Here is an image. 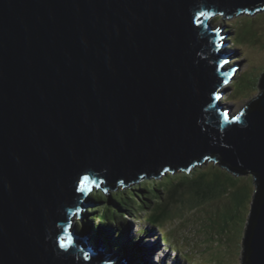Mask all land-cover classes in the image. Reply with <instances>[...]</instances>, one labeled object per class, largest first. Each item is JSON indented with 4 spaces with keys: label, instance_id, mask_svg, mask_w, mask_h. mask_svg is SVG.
I'll list each match as a JSON object with an SVG mask.
<instances>
[{
    "label": "water",
    "instance_id": "95a60500",
    "mask_svg": "<svg viewBox=\"0 0 264 264\" xmlns=\"http://www.w3.org/2000/svg\"><path fill=\"white\" fill-rule=\"evenodd\" d=\"M260 9L264 0H0V264L119 261L100 243L84 259L87 237L60 247L83 176L116 189L208 157L254 175L242 263L264 264V92L242 115L223 112L225 28L207 26Z\"/></svg>",
    "mask_w": 264,
    "mask_h": 264
},
{
    "label": "rangeland",
    "instance_id": "374dc122",
    "mask_svg": "<svg viewBox=\"0 0 264 264\" xmlns=\"http://www.w3.org/2000/svg\"><path fill=\"white\" fill-rule=\"evenodd\" d=\"M245 13H241L238 15L235 14L236 16L234 15L230 18H224L223 14H218L211 17L207 23L209 29L210 26L216 25L218 27H226L224 35L225 40L227 41V43H229L227 50L232 53V60L230 61L228 67L226 66V68H228V70H235L236 77L234 78V80H239V82L236 81L231 85L230 88L226 89V99L224 98L222 100L223 103H225L226 101L228 105H231L233 107L232 113L244 109V107H246L245 105L252 102L254 99H257V97H259L264 92V90H261L260 88V82L264 75V9H260L253 14ZM218 19L221 21H219ZM229 28L232 29L231 31L233 32H229ZM247 32L249 33L244 38L245 45H242L240 49L234 47L235 44L233 45L231 44V42H229L231 41V37H234L235 41H239L240 35ZM260 77L261 79L259 80ZM255 80L258 81L255 83ZM221 91L225 92V89L222 88ZM219 101L221 102V98ZM222 102L221 104H223ZM224 109L227 108L224 107ZM213 163L217 165L216 167H219L218 163L215 161L212 163L203 162L202 164H198V166L194 170L192 169L193 171L191 170L192 172H190V174H192L190 176H194L196 174L195 177H204V180L202 179L200 182L197 181L198 186H204L206 184L209 185V183H213L215 182V180L218 182L217 185L220 187V190H222L225 185H228V189L231 188V191H234L235 188L238 189L240 186H243L248 199L244 198L243 200L239 201L237 199L238 196H235L236 194L230 191H227V194H231L230 197L226 196L227 194H223L222 192H218L216 194L211 192L210 194L212 195L210 196L202 193L199 194L198 192V195L195 193L192 194V192H186L184 195H181V197H177L176 193L178 184L182 183V181L186 178L182 180L178 179L182 176V174H179L178 172L168 171L162 176V179H159L163 183L169 180L168 177H174L173 179H170L166 184H163V186L167 187L168 189L162 196L163 198L164 196L166 198V200L164 199V201H169V203H165L162 209V213L164 215L163 220L170 228L173 227L175 230H177L176 232L178 233L180 238L185 241V243H189L188 245L190 247L192 245L193 247L197 248L195 254H197L199 257L193 255L194 258H192L189 256L188 251L186 253V256H189L190 260H192L194 264H206V262L209 263L211 260L217 261L218 264H243L242 259L244 251V240L242 238L244 236V223L251 215V201L253 202L252 198H250L251 193L254 197L257 192L253 191L255 189L254 175H252L251 173L245 175H237L232 172L235 175L232 176L228 171L222 170L221 168H217L216 171ZM232 179H235L237 184L232 185V183L234 182ZM190 181L192 182V180ZM136 185H138V183L130 184L128 186L129 189L119 188L117 191H115V194H117L119 197H124L125 195H127L125 193H128L129 190ZM232 196H234V206L237 209L239 208V212H237L235 209L229 210L224 207L222 209V213L217 215L219 219L215 220L216 211H207L204 213L201 210L203 207L210 204L214 205L216 202V198L219 197H222L221 204H224L226 206L228 204V201H231ZM199 197H203L205 201L201 200ZM95 202L96 205H94V207L90 208L89 210L94 211L98 210L99 208V210L104 211V213L107 214V220L114 219L115 221L116 214H118L117 216H120V220H124L125 218L121 217H123V214L128 213V211L122 210V214H120L118 211L113 210L114 208L108 207V204L112 206V204L109 203L108 200L105 202ZM215 210H217V208H215ZM92 213L95 214V216H89V214L85 211L84 222L97 217L98 213ZM77 219L78 217L74 219L75 223L77 222ZM127 221L129 222L128 227L130 229L128 232L130 238L127 244L130 243V241L133 244L136 243V245H133L131 243L130 244L132 246L141 248V252H143V254H146L147 256L149 253L148 248H153L152 252H150L149 254V256H151V263L148 262L147 259L146 263L166 264L167 260H171L168 258L172 257L173 264H185L180 260H186L184 254L181 251L177 250L178 248L174 247L175 245L172 246L173 244L170 243L171 240L168 238V235V237L164 236L166 240L164 244L159 243L160 233L157 231V229L156 231L152 229L149 230L151 226L145 222H149L151 224L154 222L150 211H141L140 215L137 216V218L132 215V218H127ZM212 222H217L218 228L212 227ZM80 226H82L81 223ZM145 230H149V233L146 234ZM90 234L91 233H89V235ZM140 234L141 236H149V240L153 241V243L150 245L147 244L146 240H144L143 238H139L138 235ZM155 243L156 245L152 246ZM208 243L209 247H206ZM203 245L205 246L204 249H206L207 252H211L210 254L205 255V252L202 250ZM95 247L97 246L95 245ZM169 247H171L174 254L169 252ZM157 248L159 249L156 250ZM154 249L156 250V252H154ZM162 251H166L164 254H167V258H164ZM201 251H203L204 253ZM125 260L127 262V259ZM115 264H119V262L117 261L115 262Z\"/></svg>",
    "mask_w": 264,
    "mask_h": 264
},
{
    "label": "trees",
    "instance_id": "16d2710c",
    "mask_svg": "<svg viewBox=\"0 0 264 264\" xmlns=\"http://www.w3.org/2000/svg\"><path fill=\"white\" fill-rule=\"evenodd\" d=\"M228 30H229V32H233V31H231L232 29H230V28ZM248 33L249 32H247L245 34H241L239 41H235L234 40L235 38L231 37L230 40H232V42L235 44L234 47H237V48L240 49L242 47V45H245V39L244 38L246 37V35ZM260 79H261V77L259 78V80ZM236 81L239 82V80H235V82ZM257 81L255 80V83ZM235 82H233V84ZM247 106H249V104H247ZM213 166H215V170L216 171H217V168H221L222 170L228 171L232 176H235L231 171H229V170L225 169L223 166H221L220 163H218L219 167H216L217 165H215L214 163H213ZM179 174H182V176L180 178H178V179H181V180L184 179V178H186V179H184L182 181V183L178 184L177 193L175 192L177 197L178 196L181 197V195H184L186 192L187 193L188 192H192V194L193 193L197 194V192H198L199 194L202 193V194L210 196V195H212V194H210L211 192H213L214 194H216L218 192H222L223 194H227V191H230L232 193L234 192L236 194L235 196H238L237 199L239 201L243 200L244 198L248 199V197H247V195H246V193L244 191V187L243 186H240L238 189L235 188L234 191H231V188L228 189L229 186L225 185L224 188H222V190H220V187L217 185L218 182L216 180L213 183H209V185L206 184L204 186H201V185L198 186V182H200L202 179L204 180V177H201V178L195 177L196 174L194 176H190L192 173L190 174V173H186V172H179ZM173 178H174L173 176L168 177L169 180L173 179ZM187 179H189V180H187ZM169 180H167V181L162 183L161 180L147 179L146 181L141 182V184L139 183L138 185H136L133 188H131L128 193H125L127 195H125L124 197H119L117 194H115V191H113L112 194H110V195H107L104 192H100V193L94 194L93 199L95 201H104V202L108 200V202L111 203L112 206H109V204L107 206L108 207H113L114 208L113 210H116V211H122V210L128 211V213L124 214L123 217H121V218H125L126 216L127 217H131L132 215L135 218H137V216L140 215L141 211H145V210L150 211L151 212V216L153 217V221H154L152 224L150 223V226L159 227L163 231L165 236L171 235L170 236L171 239L167 236L171 240L170 243L173 244L172 246L175 245L174 247L178 248L177 250L181 251L184 254L186 259H188L189 256L194 258L193 255H195L196 257H199L197 254H195L197 248L193 247L190 244L191 247L193 248L192 249L188 244H185V243L181 242L182 239L180 238V236L176 232L177 230H175L173 227L170 228L163 220L164 215L162 213V209H163V207H164L166 202L169 203V201H164V199L166 200V198H165V196H164V198L162 196L163 194L166 193V191L168 189L167 187H164L163 184H166ZM190 180H192V182ZM232 180L234 181L232 183V185L237 184L235 179H232ZM186 181L188 182V184H187ZM157 184H159V185H157ZM254 186L256 188L255 184H254ZM253 191H255V189ZM230 195L231 194L229 193L226 196L230 197ZM195 197H197V196H195ZM254 197H253V194L251 193V197L250 198H252V200H253ZM199 198L201 200L205 201V199H203V197H199ZM219 198H216V202H215L214 205L210 204L208 206L203 207L201 210L204 213L207 212V211H211V212H215L216 211L215 220L219 219V217L217 215L222 213V209L224 207H226V209H229V210L235 209L237 212L240 211L239 208L237 209L234 206L235 205L234 204V196L231 197V201L229 200L228 204L226 206L224 204H221L222 203V201H221L222 197L220 199ZM251 203H252V201H251ZM116 207L119 210H117ZM215 208H217V210H215ZM92 212L98 213L97 217L96 218H92L89 221H87L86 224H83V227L89 225L90 222L94 224L96 221H98V224H99V226L101 228H103L105 230L107 229L106 230L107 233H105V235H108V236L117 235V232H118V231L116 232V230H117L116 228L117 227H119V229H121V230L126 231L127 226L125 224H127V220H125V219L124 220L123 219L120 220V216H117L118 214H116V220L114 221V219L113 220H110V219L107 220V214L104 213V211L99 210V208H98V210H94V211L91 210L89 212L90 213L89 216H93L94 215ZM119 213L121 214L122 212H119ZM225 221H226V218H225ZM122 222H126V223H124L122 225ZM248 223H249V218L244 223V232H245L246 228L249 225ZM211 226L214 227V228H218L217 222H212ZM108 228H110V229H108ZM122 236H125V235L122 234ZM111 242H113V240ZM114 244H115V247L120 248V245L117 242H114ZM128 244H129L128 246L131 247V244L130 243H128ZM206 247H209V243L206 245ZM204 248H205V246L203 245L202 250L205 252V255L211 253V252H207L206 249H204ZM187 251L189 253V256H186ZM203 251H201V252H203ZM119 252L124 254L123 250H121ZM190 257H189V259H190ZM143 258L144 257H142L140 259L143 260ZM244 259H245V257H244ZM209 261H210V259H209ZM134 262H135V264H140V260H138L137 258L134 259ZM206 264H218V262L215 261V260L214 261L211 260L209 263L206 262Z\"/></svg>",
    "mask_w": 264,
    "mask_h": 264
},
{
    "label": "clouds",
    "instance_id": "9594fccd",
    "mask_svg": "<svg viewBox=\"0 0 264 264\" xmlns=\"http://www.w3.org/2000/svg\"><path fill=\"white\" fill-rule=\"evenodd\" d=\"M246 14V13H245ZM242 15H244V14H242ZM219 20V19H218ZM219 21H221V20H219ZM226 28V27H225ZM235 82V81H234ZM222 89V88H221ZM226 92H227V90H226ZM261 96V95H260ZM259 96V97H260ZM259 97H257V99L259 98ZM256 99H254L253 101H255ZM252 101V102H253ZM251 103V102H250ZM250 103H248V104H250ZM245 106H247V105H245ZM244 109H246V107H244ZM244 109H241V111L243 112V110ZM239 112V111H238ZM235 113H237V112H235ZM195 168H193V170H194ZM192 170V171H193ZM157 179V178H156ZM160 179H162V178H160ZM158 180V179H157ZM254 184H255V180H254ZM118 188V187H117ZM116 188V189H117ZM255 190H256V188H255ZM116 191V190H115ZM254 200V199H253ZM253 203V202H252ZM252 203H251V207H252ZM94 216H95V214H94ZM249 219H250V216H249ZM126 220V219H125ZM74 221V220H73ZM75 223V222H74ZM83 224H86L85 222L84 223H81V225L82 226H80V223H79V221L77 220V222L75 223V231L77 232V233H79L76 237H78V238H80V239H83V238H85L86 236H88V234L89 233H91L92 235V238H93V241H91V246H89L88 245V243H87V240H86V243H87V247H90L92 250H93V253H96V255H97V249H98V247H95V245L96 246H99V243L101 244V247H104V248H106V250L108 251V250H114L117 254L119 253V251H121V250H123L122 249V247L120 246V248H117V247H115V244H114V242H117L118 243V241H121V242H127V241H124L123 239H121V236L120 235H125L126 237H129L130 238V236H129V234H128V232H129V229L128 228H126V231H124L123 230V232H121V231H119L118 230V228H117V230L119 231V232H117V230H116V232H117V235H111V236H108V235H105V233H107L106 232V230L105 229H103V228H101L100 226H99V224H98V221H96V225L95 224H93V223H91L90 222V225L92 226V228H90L89 227V225H87V226H85L84 227V229H81L80 227H83ZM77 229H80V232H78L77 231ZM108 229H110V228H108ZM150 230V229H149ZM149 230L147 231V230H145V233L146 234H148L149 233ZM246 230H247V228H246ZM246 230H245V232H244V236H243V240H245V235H246ZM114 232V231H113ZM115 237V238H114ZM137 238H138V236H137ZM139 238H143V237H139ZM113 240V242H111ZM95 255V256H96ZM145 256V254H142V255H137V256H134V255H132L131 254V256H129V261L128 262H123V261H121V260H119L118 262L119 263H126V264H135V262H134V259L135 258H137L138 260H140V258H142V257H144ZM146 257V256H145ZM243 259H244V255H243ZM108 263H110V260H108ZM113 264H115V262H113Z\"/></svg>",
    "mask_w": 264,
    "mask_h": 264
},
{
    "label": "bare ground",
    "instance_id": "6f19581e",
    "mask_svg": "<svg viewBox=\"0 0 264 264\" xmlns=\"http://www.w3.org/2000/svg\"><path fill=\"white\" fill-rule=\"evenodd\" d=\"M230 61L231 60H229V62L227 63V67H228V65L230 64ZM236 77V75H235V73L232 75V78H233V81H234V78ZM233 84V83H232ZM231 81H227L223 86H222V88L223 89H225V92H222V95L220 96V98H221V102H222V100L225 98V94H226V89L227 88H230L231 87ZM226 99V98H225ZM223 103V102H222ZM223 105L228 109V111L230 112V114L231 115H234L235 113H232V106L231 105H228V103L225 101V103H223ZM234 118V117H233ZM218 163H220V162H218ZM225 168V167H224ZM226 169V168H225ZM228 170V169H227ZM230 171V170H229ZM174 172H177V171H174ZM141 184V183H140ZM121 188H122V186H121ZM122 189H124V188H122ZM84 213H85V211H83ZM88 214H90V213H88ZM166 233V232H165ZM168 234V233H167ZM92 234H88V236H86L87 237V243H88V245L89 246H91V241H93V238H92V236H91ZM139 237H144L145 235H143V236H141V234L140 235H138ZM163 236H165L164 235V233H163ZM146 237V239L148 240V238H149V236H145ZM169 238H170V235H169ZM171 239V238H170ZM179 242V241H178ZM181 242H183V243H185V241L184 240H181ZM153 242H149V245L150 244H152ZM185 244H187V243H185ZM189 244V243H188ZM156 245V243L155 244H153L152 246H155ZM185 246V245H184ZM97 247H99V246H97ZM152 249L153 248H151V247H149L148 248V251H149V253H148V256H149V254H150V252H152ZM159 248H157L156 250H158ZM170 249H171V247H169V252L170 253H172L171 251H170ZM182 249V248H181ZM109 254H112L113 252L111 251V250H108L107 251ZM166 251H162V253H163V255H164V258H167V254L165 255L164 253H165ZM146 256V257H145ZM145 256H144V258H143V260H145V261H143L142 259L140 260V264H150L151 263V256H147L146 254H145ZM153 256V255H152ZM118 257H119V259L121 260V261H124V262H126V260L125 259H127V262L129 261V256H128V254L127 253H125L124 252V254H122L121 252H119L118 253ZM153 258V257H152ZM179 258V257H178ZM146 259H147V261L148 262H150V263H146ZM159 259V258H158ZM168 259H171V260H167V262H166V264H173V258L172 257H169ZM180 259V258H179ZM179 259H178V261H179ZM181 260V262H183V263H185V264H194L189 258L188 259H186V260H182V259H180ZM171 262V263H170ZM120 264V263H119Z\"/></svg>",
    "mask_w": 264,
    "mask_h": 264
},
{
    "label": "snow or ice",
    "instance_id": "6c2138e0",
    "mask_svg": "<svg viewBox=\"0 0 264 264\" xmlns=\"http://www.w3.org/2000/svg\"><path fill=\"white\" fill-rule=\"evenodd\" d=\"M201 15H204L203 13ZM197 23H199V20L197 18ZM243 113H241L242 115ZM239 116H235L234 119L235 120H239ZM95 183L94 181H90V178L89 176L85 175L83 176V178L79 181V185H78V191L80 192H88L91 190V184ZM79 212H80V209L77 208L75 210V212L72 213V216H78L79 215ZM72 227V219L71 217H69L68 219V225H67V229L66 230H70ZM72 243V238L71 236H68L67 239H66V242H65V238H61V244H60V247L62 248H68ZM88 255L85 253L84 254V259H88Z\"/></svg>",
    "mask_w": 264,
    "mask_h": 264
}]
</instances>
